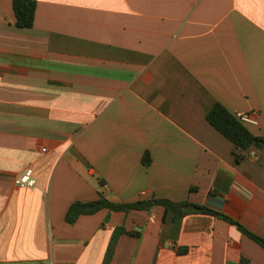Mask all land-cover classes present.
Masks as SVG:
<instances>
[{"label": "crops", "instance_id": "1", "mask_svg": "<svg viewBox=\"0 0 264 264\" xmlns=\"http://www.w3.org/2000/svg\"><path fill=\"white\" fill-rule=\"evenodd\" d=\"M13 1L0 0V264H104L120 227L111 264H264L210 215L66 222L75 202L167 199L264 239V149L238 162L207 120L216 104L257 112L248 128L264 136V0H35L32 29ZM28 168L33 189L16 184Z\"/></svg>", "mask_w": 264, "mask_h": 264}, {"label": "trees", "instance_id": "2", "mask_svg": "<svg viewBox=\"0 0 264 264\" xmlns=\"http://www.w3.org/2000/svg\"><path fill=\"white\" fill-rule=\"evenodd\" d=\"M13 8L17 18V27L21 29H32L35 23L37 2L35 0H14ZM207 120L218 132L235 145L238 162H242L245 159V152L251 146L264 149V136H257L252 133L248 128V124L240 121L235 114L226 109L222 104H216L209 111ZM151 162V155L149 152H146L143 163L149 166ZM158 206L163 207L167 212L171 211L174 215V220H179L190 214L210 215L222 219L235 225L243 234L264 248V239L262 237L251 232L231 217L204 206L191 204L189 202H174L167 199L143 200L130 204H118L105 198L91 203L75 202L71 205L66 214V222L73 225L81 216L93 215L103 209H107L111 212L128 213L133 210L150 211ZM126 233L127 231L124 227H120L115 231L107 250L104 264H111L119 237ZM129 234L137 237L140 236L138 232H130Z\"/></svg>", "mask_w": 264, "mask_h": 264}, {"label": "built area", "instance_id": "3", "mask_svg": "<svg viewBox=\"0 0 264 264\" xmlns=\"http://www.w3.org/2000/svg\"><path fill=\"white\" fill-rule=\"evenodd\" d=\"M236 117L246 124L257 125L256 118L258 117L257 112L251 113H243L238 112L236 113ZM16 184L22 188L33 189L36 187L37 182L34 178V171L32 168L26 169L17 179Z\"/></svg>", "mask_w": 264, "mask_h": 264}]
</instances>
